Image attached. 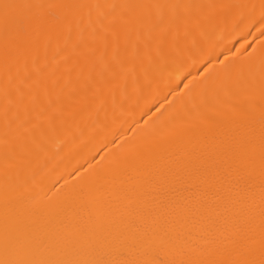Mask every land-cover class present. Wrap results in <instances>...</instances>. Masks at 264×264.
<instances>
[{
	"label": "bare ground",
	"instance_id": "obj_1",
	"mask_svg": "<svg viewBox=\"0 0 264 264\" xmlns=\"http://www.w3.org/2000/svg\"><path fill=\"white\" fill-rule=\"evenodd\" d=\"M0 264H264V0H0Z\"/></svg>",
	"mask_w": 264,
	"mask_h": 264
}]
</instances>
